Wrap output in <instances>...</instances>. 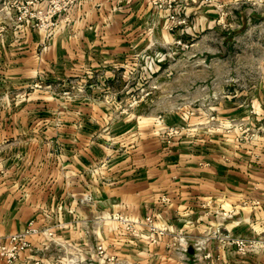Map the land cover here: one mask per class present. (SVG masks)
<instances>
[{"label": "rangeland", "instance_id": "1", "mask_svg": "<svg viewBox=\"0 0 264 264\" xmlns=\"http://www.w3.org/2000/svg\"><path fill=\"white\" fill-rule=\"evenodd\" d=\"M20 2L0 0V41L7 29L14 33L43 30L50 38L62 23H69L70 10L82 0L61 9L40 0L30 7L40 13L19 21ZM126 3H132L133 9L126 7L120 25L123 31L118 33L125 50L118 56L119 63L106 69V81L92 78L78 84L68 78L48 81L42 75L20 96L12 95L16 103L41 96L45 125L54 127L60 136L63 155L79 153L91 160L79 163L73 182L80 191L83 240L78 245L69 239L64 245L49 247L55 241L54 231L39 229L50 241L42 251L49 247L53 255L46 264H174V257L183 258L189 242L200 259L211 257V242L241 253L230 242L244 237L220 228L197 234L172 231L159 223V205L169 201L166 194L143 215L137 216V208L127 212L115 199L107 202L112 211L99 209L95 216L89 215L92 201L105 203L104 186L113 185L115 190L119 185L118 170L124 163L128 172L123 178L128 182L140 177L143 169L149 170L152 160L159 166L176 165L175 160L216 147L234 148L243 159L252 154L256 165L261 163L264 0ZM43 48L40 45L39 51ZM6 97L11 99V94ZM96 221L99 235L92 241L89 222ZM162 246L172 252L164 259L158 253ZM256 252L262 251L243 254Z\"/></svg>", "mask_w": 264, "mask_h": 264}, {"label": "crops", "instance_id": "2", "mask_svg": "<svg viewBox=\"0 0 264 264\" xmlns=\"http://www.w3.org/2000/svg\"><path fill=\"white\" fill-rule=\"evenodd\" d=\"M118 1L82 0L70 10L69 23H62L50 38L43 30L7 29L0 41V95H4L0 104L5 103L0 106V240L30 226L38 231L48 227L55 235L50 242L40 231L29 234L32 248L20 253L14 264H46L52 261L49 247L54 243L82 242V203L79 186L73 182L79 163L91 160L79 153L63 155L60 136L45 125L41 96L16 103L12 95L20 96L42 75L48 81L68 78L78 84L92 78L104 81L106 69L115 67L125 50L118 33L123 31L126 7L133 9L126 3L130 0H122L121 6ZM131 42L137 50L139 46ZM10 94L11 99L6 97ZM222 148L175 160L176 165L159 166L152 160V167L130 182L123 178L128 172L124 163L118 170L119 185L115 190L105 185L101 192L105 203L99 205L93 191L89 216L99 209L112 211L107 202L114 199L127 212L137 208V216L143 215L166 194L169 201L159 205L157 220L172 231L200 234L220 228L232 236L264 238V155L257 166L252 154L243 159L234 148ZM89 224L90 237L97 240L99 221ZM189 243L183 258L174 257V264H264L263 252L241 254L217 242L209 244L211 257L200 259ZM158 253L164 259L172 252L162 246ZM0 264H5L1 257Z\"/></svg>", "mask_w": 264, "mask_h": 264}, {"label": "built area", "instance_id": "3", "mask_svg": "<svg viewBox=\"0 0 264 264\" xmlns=\"http://www.w3.org/2000/svg\"><path fill=\"white\" fill-rule=\"evenodd\" d=\"M40 0H21L17 7L19 13L18 20L32 19L40 13V10L33 12L30 7L36 5ZM73 0H49L53 9L64 8L69 2ZM32 233H39L33 226L28 227L24 232L10 234L5 241L0 240V257L4 260L5 264H13L19 257V254L28 251L32 248L27 236ZM232 243L237 250L244 253L247 250H261L264 253V238L244 239L236 238Z\"/></svg>", "mask_w": 264, "mask_h": 264}]
</instances>
